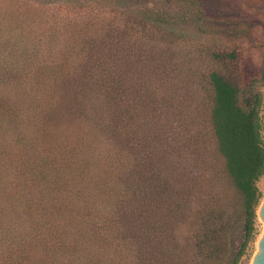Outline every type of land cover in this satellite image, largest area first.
Returning <instances> with one entry per match:
<instances>
[{
  "label": "trees",
  "instance_id": "1",
  "mask_svg": "<svg viewBox=\"0 0 264 264\" xmlns=\"http://www.w3.org/2000/svg\"><path fill=\"white\" fill-rule=\"evenodd\" d=\"M23 3L0 0V264H216L221 215L200 213L187 245L180 232L194 187L167 117L175 34L153 13ZM207 82L239 201L228 258L239 264L263 198L264 60L247 91L216 71ZM56 115L75 122L62 132L49 124ZM165 156L181 170L175 178Z\"/></svg>",
  "mask_w": 264,
  "mask_h": 264
},
{
  "label": "rangeland",
  "instance_id": "2",
  "mask_svg": "<svg viewBox=\"0 0 264 264\" xmlns=\"http://www.w3.org/2000/svg\"><path fill=\"white\" fill-rule=\"evenodd\" d=\"M16 1V0H14ZM24 1V3L22 2ZM196 1V6L191 2ZM24 6H101L120 12L137 11L153 13L160 17L175 36L179 48L177 78L168 114L171 130H180L188 156L187 168L192 170L193 184L181 221L180 232L187 245L190 229L202 226V216L219 217L221 227L218 260L228 264L233 234L241 221L238 196L224 170V161L217 151L210 122L211 91L207 78L211 71L239 83L247 91L250 84L260 78L264 60V0H20ZM10 46H5L3 59L9 56ZM212 53L222 55L221 61L212 59ZM233 55L229 57L228 55ZM11 64V62H8ZM11 67V66H10ZM14 67V66H12ZM169 88L171 85H168ZM170 88V90H173ZM261 94L260 118L264 124V82L256 84ZM72 115H58L50 120L51 126L70 128L75 120ZM166 117V118H167ZM179 126V128H177ZM64 128H60L63 130ZM177 134V133H175ZM178 135V134H177ZM185 136V137H184ZM264 136V132H263ZM181 139V140H182ZM166 157V167L174 170V178L181 172L174 159ZM264 199V177L257 182ZM260 202V204H261ZM259 204V206H260ZM258 206V208H259ZM256 210V216L257 211ZM165 228L172 224H164ZM204 228V227H203ZM258 231L248 253L239 264H251L258 254V240L264 224L257 217ZM40 253V252H36Z\"/></svg>",
  "mask_w": 264,
  "mask_h": 264
},
{
  "label": "water",
  "instance_id": "3",
  "mask_svg": "<svg viewBox=\"0 0 264 264\" xmlns=\"http://www.w3.org/2000/svg\"><path fill=\"white\" fill-rule=\"evenodd\" d=\"M257 217L264 224V199L258 208ZM258 248L259 252L253 257L251 264H264V232L258 240Z\"/></svg>",
  "mask_w": 264,
  "mask_h": 264
}]
</instances>
